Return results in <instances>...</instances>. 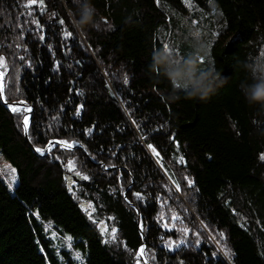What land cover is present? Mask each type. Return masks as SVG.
<instances>
[{
    "label": "trees",
    "instance_id": "obj_1",
    "mask_svg": "<svg viewBox=\"0 0 264 264\" xmlns=\"http://www.w3.org/2000/svg\"><path fill=\"white\" fill-rule=\"evenodd\" d=\"M43 2L54 15L0 0V154L17 175L12 192L0 181V264H145L141 248L148 264H264V107L239 88L264 0H91L83 36L73 0ZM165 44L225 83L173 100L149 67ZM21 107L40 154L83 150L38 156Z\"/></svg>",
    "mask_w": 264,
    "mask_h": 264
},
{
    "label": "clouds",
    "instance_id": "obj_2",
    "mask_svg": "<svg viewBox=\"0 0 264 264\" xmlns=\"http://www.w3.org/2000/svg\"><path fill=\"white\" fill-rule=\"evenodd\" d=\"M73 4L75 10L69 13L70 21L80 35H85L89 27H99L95 19L97 10L91 0H73ZM149 67L168 82L173 100L183 96L185 99L207 101L225 83L214 64L204 67L199 54L179 55L167 44L153 49ZM242 68L248 77L239 84L241 93L249 104L264 107V51L249 57L242 63Z\"/></svg>",
    "mask_w": 264,
    "mask_h": 264
},
{
    "label": "bare ground",
    "instance_id": "obj_3",
    "mask_svg": "<svg viewBox=\"0 0 264 264\" xmlns=\"http://www.w3.org/2000/svg\"><path fill=\"white\" fill-rule=\"evenodd\" d=\"M36 4H37V6H39V7H43L44 10L41 12L43 15L51 16V15H54V14H53L54 12H56L55 8H53V7H51V6L48 7V5L45 4L44 2H43V5H41L40 0H39V2H37ZM66 48H70L69 44H67V43H66ZM101 83H102V84H100V85L103 87V89L107 90V87L105 86V83H103V82H101ZM106 83H107V86H108L110 89H112V87H111V85H110V83H109L108 80H106ZM21 128H22V131H23L22 135H23L25 141L28 142L29 140H28V137H27V133H24V127L22 126V123H21ZM58 144L60 145L59 147H61L62 149H67V148L63 147L62 144H61L60 142H59ZM28 145L31 147V149H32L34 152H36V153L38 152L37 149L34 148V147L32 146V144H30V142H29ZM73 147H75V148H81V149L83 150V148H82L79 144H74ZM146 147H147V146H146ZM152 148H155V149H156V153H159V152H160V150L157 149L156 147H152ZM146 150H147V153H148V155L150 156L151 160H154V161H155V160L157 159V155H156L155 153H153L152 149L149 148V147H147ZM160 153H161V152H160ZM37 154H38V156L43 157V156L46 155V152L43 153V154H40V153L38 152ZM0 157H1V155H0ZM4 159H5V158H4ZM119 169H120V167H118V166H110V167H104L103 170H106V172H109V170H116V171H117V170H119ZM104 177H106V176H104ZM5 179H6V177H4V174H2V173L0 172V181H2V182L5 184V182H4ZM5 186H6V184H5ZM67 186L70 187V184L67 183ZM78 207H80L81 209H84V207H85V203L82 202V201L78 202ZM100 228L102 229V227H100ZM109 241H111V240H109ZM220 248H221V247H220ZM221 250H222V248H221ZM137 255H138L139 258H141L142 261H143V257H145V256H144V253H143V255H140V253L137 252ZM144 259H145V258H144ZM145 260H146V259H145ZM143 262H144V261H143ZM144 263H145V262H144ZM146 263H147V261H146ZM146 263H145V264H146ZM135 264H137V262H136ZM147 264H148V263H147Z\"/></svg>",
    "mask_w": 264,
    "mask_h": 264
},
{
    "label": "snow or ice",
    "instance_id": "obj_4",
    "mask_svg": "<svg viewBox=\"0 0 264 264\" xmlns=\"http://www.w3.org/2000/svg\"><path fill=\"white\" fill-rule=\"evenodd\" d=\"M36 3H37V0H30V3H29L28 5H26V7H30L32 4H36ZM40 3H41V5H43V0H40ZM189 6H190V5H189ZM43 10H44L43 7H41V11H43ZM60 23L63 24L64 21L61 20ZM71 36H72V33H71V32H65V39H68V38H70ZM42 38H43V37H42ZM4 66H5V65H4V58H3V57H0V67H4ZM2 75H3V73H0V76H2ZM125 82H127V80H126ZM0 90H2V85H0ZM19 110H20V109L17 108V107H12V111H13V112H16V111H19ZM25 111H28V109H25ZM24 131H25V133H27V131H28V119H27V117H25V120H24ZM60 143H61L62 146L65 147V148H71V147H72L71 144H66V143H64V142H60ZM149 148H151L152 151H153V153H155L157 156L159 155V153H156V149H155V148H152L151 145H149ZM37 151H38V152H42L41 149H37ZM181 159H182V158H181ZM261 159H264V156H262ZM70 163H71V162H70ZM12 172H13V174H14V173H15V169H13ZM86 178H87V177H85V179H86ZM13 179H15L14 175H13ZM189 183H191V181H190ZM165 227H167V225H165ZM184 231H185V234H187V230L185 229ZM221 236H223L222 233H221ZM222 251L224 252L225 257H228L229 259L231 258L232 255H234V253H232L231 250L228 249L226 246L222 249ZM143 253H144V249L141 248V249H140V255H143ZM214 255H215V254H214ZM261 255H264V252H262ZM77 258L79 259V256H77Z\"/></svg>",
    "mask_w": 264,
    "mask_h": 264
},
{
    "label": "rangeland",
    "instance_id": "obj_5",
    "mask_svg": "<svg viewBox=\"0 0 264 264\" xmlns=\"http://www.w3.org/2000/svg\"><path fill=\"white\" fill-rule=\"evenodd\" d=\"M0 78H1V76H0ZM1 80V79H0ZM0 84H1V82H0ZM21 108H24V109H27V108H25V107H21ZM26 112L27 111H24V113H23V115H22V119H21V123H22V121H24L25 120V115H26ZM28 117V116H27ZM25 132V131H24ZM29 142H30V144H31V141L29 140ZM59 142H58V140H54V141H50L48 144H47V146H46V150H45V152L47 151V150H49L50 148H49V146H51V145H57V147H59L60 145L58 144ZM59 148H61V147H59ZM1 155V154H0ZM159 158V157H158ZM156 161H158V159H156ZM14 168L4 159V157L1 155V157H0V172L2 173V174H4V177H6V179L4 180V182H5V184H6V187H7V189L9 190V191H13V189H14V186H15V184H16V182H17V175H16V171H15V173L13 174V172H12V170H13ZM165 173H167L166 171H165ZM13 175H14V177H15V179H13ZM167 176H168V174H167ZM186 228L185 227H183V228H181V230H185ZM111 236V235H110Z\"/></svg>",
    "mask_w": 264,
    "mask_h": 264
},
{
    "label": "water",
    "instance_id": "obj_6",
    "mask_svg": "<svg viewBox=\"0 0 264 264\" xmlns=\"http://www.w3.org/2000/svg\"><path fill=\"white\" fill-rule=\"evenodd\" d=\"M1 85V84H0ZM0 99H2V97H1V90H0ZM30 108L28 109V111L26 112V117L29 115V113H30ZM22 126L24 127V121H22ZM25 133V132H24ZM75 147H73V148H67V150H72V149H74ZM143 261L146 263V260L144 259V257H143ZM147 264V263H146Z\"/></svg>",
    "mask_w": 264,
    "mask_h": 264
}]
</instances>
